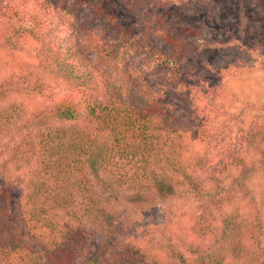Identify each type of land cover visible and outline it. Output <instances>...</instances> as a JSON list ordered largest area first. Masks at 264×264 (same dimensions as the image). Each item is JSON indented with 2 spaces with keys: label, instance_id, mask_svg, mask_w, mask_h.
I'll list each match as a JSON object with an SVG mask.
<instances>
[{
  "label": "trees",
  "instance_id": "trees-1",
  "mask_svg": "<svg viewBox=\"0 0 264 264\" xmlns=\"http://www.w3.org/2000/svg\"><path fill=\"white\" fill-rule=\"evenodd\" d=\"M84 3L117 31L89 26L67 0H0V264H165L148 245L113 241L110 196L130 216L166 210L170 232L150 234L173 264H264L250 177L224 186L236 158L194 150L212 107L185 78L191 43L144 0ZM144 58L165 75L151 79ZM190 197L203 214L175 224Z\"/></svg>",
  "mask_w": 264,
  "mask_h": 264
},
{
  "label": "rangeland",
  "instance_id": "rangeland-1",
  "mask_svg": "<svg viewBox=\"0 0 264 264\" xmlns=\"http://www.w3.org/2000/svg\"><path fill=\"white\" fill-rule=\"evenodd\" d=\"M67 1L82 8V17L89 26L109 29L110 35L117 31L115 23L108 18H96L85 5L86 0ZM90 1L95 4L97 0ZM144 1L193 48L185 78L188 83L199 86L196 102L212 107L208 121L202 118L198 121L209 139L195 143L196 156L211 158L224 152L226 157L236 158L220 180L227 186L240 183L248 175L258 208L264 212V171L260 170L264 160V58H258L253 52L264 53V0H205L207 8H203L201 0ZM50 2L57 4L60 0ZM124 20L127 26H136L134 15L126 13ZM143 62L151 79L165 75L160 64L146 62L145 58ZM172 103L179 105V109L183 107V102ZM180 111L184 115L185 111ZM206 188L214 189L210 183ZM109 201L115 209L114 220H120L121 224L113 236L115 243L134 240L148 245L163 257L165 264H173L167 253L159 250L160 239L154 241L150 234L160 229L170 232L172 228L166 225L163 207L130 216L120 198L110 196ZM203 207L204 203L196 198L181 199L173 222L189 226L194 216L203 214Z\"/></svg>",
  "mask_w": 264,
  "mask_h": 264
}]
</instances>
